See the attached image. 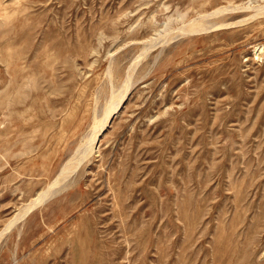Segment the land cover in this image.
<instances>
[{
    "label": "rangeland",
    "instance_id": "1",
    "mask_svg": "<svg viewBox=\"0 0 264 264\" xmlns=\"http://www.w3.org/2000/svg\"><path fill=\"white\" fill-rule=\"evenodd\" d=\"M0 264H264V0H0Z\"/></svg>",
    "mask_w": 264,
    "mask_h": 264
},
{
    "label": "bare ground",
    "instance_id": "2",
    "mask_svg": "<svg viewBox=\"0 0 264 264\" xmlns=\"http://www.w3.org/2000/svg\"><path fill=\"white\" fill-rule=\"evenodd\" d=\"M260 25H262V24H260ZM221 41H222V40H221ZM220 48H221V47H220ZM214 51H215V50H214ZM1 62H2V61H1ZM4 62H5V61H4ZM4 64H5V63H4ZM5 67H6V66H5ZM21 81H22V80H21ZM120 89H121V88H120ZM123 89H124V87H123ZM123 89H122V90H123ZM119 93H120V92H119ZM121 94H122V93H121ZM121 94H116V95L112 96L111 99H110V101H108V102H109V103H108V106L111 105V104H112L117 98H121L122 95H123V94H122V95H121ZM9 96H10V95H9ZM12 96H13V95H12ZM7 97H8V96H7ZM6 99H7V98H6ZM8 101H9V100H8ZM34 101H35V100H34ZM33 103H34V102H33ZM7 104H8V102H7ZM70 116H72V115H70ZM2 125H3V124H2ZM47 129H48V128H47ZM45 134H46V133H45ZM67 169H69V167H68ZM67 169H66V170H67ZM66 170H65V171H66ZM59 189H60V188H59ZM56 191H58V189L54 190L53 193H55Z\"/></svg>",
    "mask_w": 264,
    "mask_h": 264
}]
</instances>
